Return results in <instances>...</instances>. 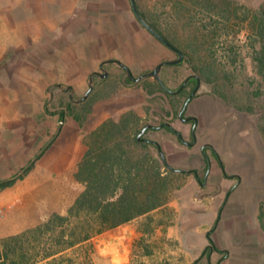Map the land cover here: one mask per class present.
<instances>
[{
	"label": "rangeland",
	"instance_id": "1",
	"mask_svg": "<svg viewBox=\"0 0 264 264\" xmlns=\"http://www.w3.org/2000/svg\"><path fill=\"white\" fill-rule=\"evenodd\" d=\"M61 1L0 0V181L19 178L33 165L0 191V235L66 214L84 191L72 175L62 174L76 162L89 125L73 122L74 112L83 109L73 104L71 112V98L78 102L113 89L121 104L142 102L140 90L158 82L148 76L127 85L124 69L110 63L107 76H96L88 93L90 75L104 73L102 62L129 58L124 64L139 77L178 59L140 23L130 0H64L65 39H55ZM136 3L146 22L184 54L180 64L160 71L168 95L158 87L152 86V96L144 90L141 125L160 127L145 137L157 141L168 164L186 174L170 182L166 206L36 264H264L258 224L264 213V75L256 71L254 47L261 39L252 29L264 0ZM131 43L135 49L129 50ZM61 44L63 50L55 51ZM90 45L98 55L93 62L84 53ZM101 52L104 58L95 62ZM192 60L209 68V80L199 83L186 109L185 116L198 121L194 131L193 122L179 116L193 87L170 97L195 75ZM78 69L81 79L72 77ZM163 125L182 133L184 142ZM25 217L31 227L19 224ZM209 237L217 250L207 251Z\"/></svg>",
	"mask_w": 264,
	"mask_h": 264
},
{
	"label": "trees",
	"instance_id": "2",
	"mask_svg": "<svg viewBox=\"0 0 264 264\" xmlns=\"http://www.w3.org/2000/svg\"><path fill=\"white\" fill-rule=\"evenodd\" d=\"M148 24L169 42L162 30ZM252 29L261 39L259 46L254 47L256 71L264 75V5L253 14ZM190 65L195 75L190 76L187 86L195 90L201 81L209 80V68L195 64L193 60ZM132 81L129 80L127 85L134 84ZM152 86L146 84L143 87L149 96L156 93ZM153 87H158L167 95L170 93L159 81ZM183 91L170 97L178 98ZM171 104L175 108L173 101ZM69 109L73 112L72 106ZM141 123L108 122L100 131L85 139L87 150L75 175L76 180L85 186L84 191L66 214L54 213L35 227L1 239L0 264H36L51 259L67 249L166 206L171 200L170 182L175 175L186 172L173 169L162 158L159 143L145 137L151 129L140 136L146 126ZM166 129L184 141L182 133L169 125ZM153 150L157 152L156 156ZM32 168L33 165L29 166L19 178L1 180L0 191L12 187ZM263 215L262 210L258 221L262 232ZM208 241L210 245L207 251L216 249L210 237Z\"/></svg>",
	"mask_w": 264,
	"mask_h": 264
},
{
	"label": "crops",
	"instance_id": "3",
	"mask_svg": "<svg viewBox=\"0 0 264 264\" xmlns=\"http://www.w3.org/2000/svg\"><path fill=\"white\" fill-rule=\"evenodd\" d=\"M58 3L60 4L59 5L60 6V12H61L60 17L62 18V20L59 22L61 28L59 30H57L58 34H57V36H53V38L55 37V39L56 38L57 39H59V38L65 39V24H64V19H63L65 16V13H66L65 8H64L65 2H64V0H62L61 2H58ZM41 14H43V13L41 12ZM59 31H60V33H59ZM37 36L40 37V35H37ZM44 37H46V36H44ZM86 37L88 39H90L89 35H86ZM101 37H104V35H101ZM47 38L52 39L49 36ZM101 43H103V42H101ZM101 43L99 42V45L104 46ZM118 45H119V42H118ZM54 46H56L54 49L55 51H58L59 49L63 50V48H64V44H61L60 48H59V45H54ZM127 46L129 48V50L132 48L135 49V46L132 45V43L127 44ZM87 50L88 51L84 52L85 56H87L89 58H91L92 56H98L96 48L92 47V45H90ZM101 55L103 57L94 58V61L100 62V60L102 58H104L105 52H101ZM127 56L128 55H126L125 57H127ZM89 58H84L83 61L84 62L86 61V63H87V62H90V60H91L93 62L92 58L90 60H89ZM128 59L129 58H125V59L123 58L121 60H124V63H125L128 61ZM109 60H118V59H109ZM106 61H108V60H106ZM106 61H104V62H106ZM118 61H120V60H118ZM120 62H122V61H120ZM124 65H126V64H124ZM126 66L130 69V67L128 65H126ZM82 74L83 73H81V71H79V69H78L77 71H75L73 73L72 77L73 78L76 77V78L81 79L80 76ZM85 76H87V75H85ZM132 89H133L132 87L126 88V90H132ZM140 91H141V95H142V99H143L142 102H140L138 100L136 102H127L124 104H121L122 102H120L119 99H122V98H117V96H119L118 92L113 90V89L112 90L105 89L99 93L100 96L95 97V98L91 97V96L87 98V96H84L78 102L75 101L74 98H72L73 100L70 103L71 106L73 107V104H79L82 106V109H83L81 113H78V112L75 113L74 112V114H73L74 116H72L73 122H77L80 124H84V122L89 123V125L85 126V128L83 130L84 132L86 131L84 133V137H85L84 141H85V139L90 137L96 131H100V128L108 122H113L115 124L120 123V122H142L143 121L142 117H144V111L141 108V106H143L142 104H144L145 92H144V90H140ZM118 103H119V106L117 105ZM129 125H132V124L130 123ZM147 125H151V124H147ZM151 126L154 127V130L160 129V127H158V126H154V125H151ZM86 127H87V129H86ZM78 132H80V131H78ZM84 141L81 140L82 146L80 148V153L78 155V158L76 159V162L72 163V161H73L72 160L70 162V164H68V167L66 169L62 170V174H64V176L68 177V175H72L75 178V175H76L78 168H79V164L82 161L83 156L87 150V147L85 146ZM71 168H72V171H71ZM75 180H76V178H75ZM76 182L80 183L77 180H76ZM30 222H31V219L28 217H25L20 221L19 224L21 226L29 225L31 227ZM26 229H27V227H24V229H22L21 231L15 233V234L0 235V240L5 238V237L11 236V235H16V234H18V233H20ZM0 234H1V228H0Z\"/></svg>",
	"mask_w": 264,
	"mask_h": 264
},
{
	"label": "water",
	"instance_id": "4",
	"mask_svg": "<svg viewBox=\"0 0 264 264\" xmlns=\"http://www.w3.org/2000/svg\"><path fill=\"white\" fill-rule=\"evenodd\" d=\"M130 2H131V6H132V9H133V12H134L135 16L137 17V19L140 21V23H141V24H142V25H143V26H144L149 32H151V33H152V34H153V35H154V36H155L160 42H162V43L165 44L168 48H170L171 50H173V51L179 56V58L176 59V60L164 61V62L160 63V64H159L154 70H152V71H150V72H148V73H145V74H143V75H141V76H139V77H135V76L133 75L132 71H131L126 65H124L122 62H120V61H118V60H108V61H106V62H104V63L102 64V67H103L105 64H108V63L114 62V63L118 64L119 66H121L122 68L126 69L127 72H128L129 78H130L131 80L135 81V82H138V81L142 80V79L145 78V77L153 76V77H155L159 82L162 83L163 88H164L167 92H171V90H169V89L166 87V85L162 82V79H161V77H160V71H161V69H162L164 66L180 64V63L183 61V59H184V54H183V52H182L181 50H179L178 48H176V47L170 45V43H169L165 38H163V37L161 36V34H159L154 28H152V27L148 24V22H146V20L143 18L142 14H141V12H140L138 6H137L136 0H130ZM103 76L106 77V76H107V72H105ZM190 79H191V77L187 78L186 81L183 83V85H182L177 91H175L174 93H179V92L185 87V85L188 83V81H189ZM92 81H93V74L90 76V84H91V86H90V89H89L88 93L93 89V85H92L93 83H92ZM195 93H196V90H195V91L192 93V95L186 100V102H185V104H184V106H183V109L181 110V112H180V114H179L180 117H181L184 121H186V122L194 121V124H193V131H194V130L196 129V127H197V123H198L197 119L194 118V117H185V118H183V114L185 113V111H186V109H187V107H188V105H189L190 101L192 100V98H193V96H194ZM86 96H87V95H86ZM149 128H152V126H151V125H147V126H145V127L143 128L142 132L140 133V136L143 135V134H145L146 131H147ZM161 156H162V158H163L164 160H166V159H165V154H164L163 151H161Z\"/></svg>",
	"mask_w": 264,
	"mask_h": 264
},
{
	"label": "flooded vegetation",
	"instance_id": "5",
	"mask_svg": "<svg viewBox=\"0 0 264 264\" xmlns=\"http://www.w3.org/2000/svg\"><path fill=\"white\" fill-rule=\"evenodd\" d=\"M178 56V55H177ZM178 58H179V56H178ZM104 63V62H103ZM102 63V64H103ZM112 63H114V62H112ZM102 64H101V69L104 71V73L106 72V70H105V66L106 65H108V64H110V63H108V64H105L103 67H102ZM124 69V68H123ZM124 71L126 72V76H127V79H129V80H131L130 78H129V75H128V72H127V70L126 69H124ZM104 73L103 74H101L100 72H94V73H92L93 74V79L97 76H103L104 75ZM132 81V80H131ZM133 82V81H132ZM189 82H190V80L188 81V83L185 85V87L181 90V91H183L185 88H186V86L189 84ZM92 91V90H91ZM90 91V92H91ZM180 91V92H181ZM172 93H174V92H172ZM192 94V93H191ZM190 94V95H191ZM183 109V108H182ZM181 112V111H180ZM180 114V113H179ZM185 114H186V111H185V113L183 114V118H185L186 116H185ZM181 118V117H180ZM182 119V118H181ZM183 120V119H182ZM184 121V120H183ZM184 122H186V121H184ZM190 122H193V124H194V121H190ZM164 126H165V128L167 127V125H163V126H161L162 128H164ZM151 130H154V127H152V128H150ZM156 129V128H155ZM182 142H184V141H182Z\"/></svg>",
	"mask_w": 264,
	"mask_h": 264
},
{
	"label": "built area",
	"instance_id": "6",
	"mask_svg": "<svg viewBox=\"0 0 264 264\" xmlns=\"http://www.w3.org/2000/svg\"><path fill=\"white\" fill-rule=\"evenodd\" d=\"M60 123L63 124V121H61Z\"/></svg>",
	"mask_w": 264,
	"mask_h": 264
},
{
	"label": "bare ground",
	"instance_id": "7",
	"mask_svg": "<svg viewBox=\"0 0 264 264\" xmlns=\"http://www.w3.org/2000/svg\"><path fill=\"white\" fill-rule=\"evenodd\" d=\"M109 239V238H108Z\"/></svg>",
	"mask_w": 264,
	"mask_h": 264
}]
</instances>
